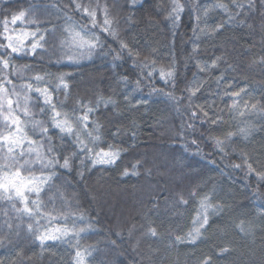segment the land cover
I'll return each mask as SVG.
<instances>
[{
    "label": "trees",
    "instance_id": "1",
    "mask_svg": "<svg viewBox=\"0 0 264 264\" xmlns=\"http://www.w3.org/2000/svg\"><path fill=\"white\" fill-rule=\"evenodd\" d=\"M169 2L0 0V22L21 10L27 14L24 23H9L10 30L15 28L18 34L34 31L35 23L42 29L55 28L53 34L46 35L47 51L13 55L6 72H0V79L7 75L19 86L33 82L28 78L37 74H52L48 80L54 86L56 75L70 73L66 77L69 89L53 93L58 110L72 113L75 109L79 116L82 106H92L89 130L100 125L97 150L107 149L109 144L122 150L113 165L93 167L87 160L81 165L77 158L70 169H57L51 187L39 197L45 203L43 210L53 215H83L84 221L77 220V227L91 224V229L78 238L41 245L35 239L39 233L28 231L27 225L33 221L18 217L9 202L0 200V264H74L77 242L82 252L87 250L86 264H201L204 257H210L211 264H264V232L259 230L264 228V181L243 166L247 157L257 170L264 168V113L250 108L253 103L264 105V64L259 62L264 57V8H260V0H255L254 9L245 8L243 15L229 22L224 10L211 6L217 2L231 5V0H186L179 23L173 25L165 18L167 13L158 10L160 4L167 6ZM240 2L247 5L248 0ZM77 3L85 7L99 3L101 8L107 4L110 19L118 21L115 29L119 39L101 32L98 26L95 32L105 45L103 51L98 49L78 63L66 59L57 62L54 45L63 38L65 16H70L73 23L91 27V21L75 9ZM197 5L201 20L198 28L203 31L194 33ZM205 8L209 9L207 16L203 14ZM229 11L235 14L236 9L230 6ZM97 21L102 25L101 11L97 12ZM221 23L223 28L216 31ZM121 40L132 49L131 56L127 50L121 52ZM0 53L7 58L3 48ZM217 57L222 60L217 67H210ZM145 58L154 60L157 68L174 65V79L166 83L158 72L151 81L142 79L139 64ZM198 63L209 68L200 71ZM25 65L29 66L26 70ZM14 68L22 69L21 74H15ZM221 76L224 80L218 83ZM194 78L202 87L191 104L204 108L210 118L219 115L222 122L218 125H212L203 115L192 119L185 111L189 107L187 98L176 104L166 95L186 97L184 90L192 86ZM138 80L142 81L139 86ZM229 84L231 88L225 94ZM5 86L11 91V85ZM153 88L161 91L153 92ZM241 88L245 91L238 103L240 111L245 112L243 117L229 108L233 103L231 92ZM32 98L33 118L47 124L50 113L41 114L42 98L35 93ZM109 99L114 103H106ZM244 102L249 104L247 110ZM21 118L25 119L23 115ZM245 124L254 126L247 137L239 133ZM228 132L234 135L222 154L215 139L223 140ZM51 134L64 155L75 151L71 137L62 140L54 129ZM137 162L139 166L133 170ZM236 164L242 167L236 169ZM125 169L128 175L123 174ZM204 196L220 207L210 211L209 225L201 238L191 243L187 233ZM49 197H53L52 202ZM17 207H21L19 202ZM72 221L69 215V225ZM241 221L254 223L255 234H241L237 228ZM149 226L157 229V237L145 235ZM176 236L182 241L175 242ZM224 247L230 251L220 254Z\"/></svg>",
    "mask_w": 264,
    "mask_h": 264
},
{
    "label": "snow or ice",
    "instance_id": "2",
    "mask_svg": "<svg viewBox=\"0 0 264 264\" xmlns=\"http://www.w3.org/2000/svg\"><path fill=\"white\" fill-rule=\"evenodd\" d=\"M185 3L181 0H170L167 6L160 4L158 10L160 12H166V19L170 20L173 25H177L181 19V14L185 10ZM236 9L235 14L229 11V7ZM260 8H264V0L259 2ZM211 7L219 10H224L228 16L229 22L233 19L243 15V11L247 8L249 11L256 7L255 0H248L247 5L240 2V0H231V5L223 2H217ZM75 9L82 12L86 18L91 21V27L76 24L72 22L70 16H65L67 21L63 28V38L59 43L54 45V48L58 49L53 52V55L58 56V61L66 59L72 63H78L80 60L90 58L94 52L98 49L103 51L105 45L100 36L96 34L95 29L99 26L100 31L106 33L108 36L119 39L118 32L115 29V25L118 23L114 18L110 19L109 6L105 4L103 8L97 3L95 6L89 5L88 7L82 4H75ZM197 16L196 27H194V33L198 30L200 20V8L196 6ZM101 11L103 15L102 25H98L97 12ZM208 8L203 9V14L208 15ZM27 18L25 11L21 10L18 13H13L9 20L7 16L0 22L2 31H0V39L4 43L0 44V48H3L7 53V58L3 53H0V72H6L10 66L11 57L13 55L19 56L21 54L35 55L38 50L47 51L45 45L48 43L46 39L47 34H53L55 28L42 29L39 23H35L34 31L22 30L19 34H15V28L9 29L8 25L11 23L15 26L18 22L24 23ZM223 23L216 26V31L223 28ZM121 52L127 50L129 55H132V49L129 48L127 42L119 41ZM195 50V49H194ZM109 51H112L109 49ZM119 55V54H118ZM139 56V53H136ZM118 58V57H117ZM221 57H217L211 61L210 67H217L218 61H221ZM264 64V57L259 61ZM29 66H23L26 70ZM141 68L142 79L146 78L151 81L154 74L158 72L161 80L168 83L173 80L175 73L172 70L174 65L165 67H156V62L148 61L144 59L139 64ZM200 71H204L209 68L208 64H204L202 67L197 64ZM15 74H21L22 69L14 68ZM52 74L40 75L28 79L33 82L21 83L19 86L13 83L7 75L0 79V200L7 201L11 204L12 210L20 216H27L33 221L27 225L30 233H39L35 235V239L38 240L41 245L46 241H60L64 239L78 238L82 233L91 229V224H87L83 227H77V220L79 222L84 221L83 215L76 217L74 213L53 215L52 212H46L45 203L39 197L45 191L51 187V182L57 177V169H70L73 162L79 158L81 165L87 160L91 166H106L113 165L121 156V149L115 147V145L109 144L107 149L98 147L101 141L100 137V125L96 124L91 130H89V124L93 123L90 120V115L94 112L92 106H82L79 110L82 113L79 116L75 115V109L72 113L62 112L58 110L57 103L54 102L53 93L59 91H67L69 84L66 81V77L70 73H60L54 77L57 83L51 85L48 77ZM21 78L23 79L22 75ZM224 77L219 78V82H222ZM141 80L137 81V86L141 83ZM11 85V91L5 85ZM36 85V86H34ZM43 85V87L39 86ZM202 85L198 82L192 84L191 87H186V97L181 96L179 98L172 95V93H166L168 98L176 104L183 102L185 98L189 101V107L185 111H189L191 118L195 119L198 115L208 117V112L204 111V108L191 104L192 99L196 96V93L201 90ZM231 88V84L225 89L227 94L228 89ZM153 92H159V89H152ZM244 89L239 91H233L230 94V99L233 103L229 106L230 111L238 112L241 117L245 115L244 111H240L238 101L241 100V94L244 93ZM37 94L38 98H42L43 107H41V114L50 113L47 124L42 120L33 118V113L30 110L29 105L33 103L32 94ZM127 100V97H125ZM108 104L114 103L110 99L106 102ZM139 103V102H138ZM146 103V101H145ZM204 107H207L206 105ZM244 107L247 110L249 108L248 102H244ZM63 108V105H60ZM197 108L198 110H192ZM253 112L259 111L264 113V105L251 104L250 106ZM21 113L25 119L21 118ZM203 122V121H202ZM208 122L212 125H218L222 122L218 115L215 119L208 117ZM192 125H188L191 127ZM253 125L245 124L239 128V133L245 137L249 136L253 131ZM56 130L60 139L71 137L74 141L72 147L75 149L68 155H64L62 150L55 144L52 130ZM32 135H29V133ZM183 130L180 132L181 138H183ZM234 133L228 132L225 138L215 139V145L217 149L222 153H226V149L230 146L228 141L231 140ZM38 137V138H34ZM191 143L196 145L195 140ZM91 145V146H90ZM62 160V163H61ZM139 166V162L132 165L133 170ZM244 167L247 168L248 173H254L258 180L264 181V168L257 170L253 166V163L249 162L247 157L244 158ZM233 167L239 169L241 164H236ZM37 169L39 170L37 174ZM124 175H128L127 169L124 170ZM134 175H139L138 172L133 171ZM34 195L36 199H30ZM195 196L196 193H191ZM209 196H204L200 201V211L192 221V228L187 233V239L191 243H195L201 238L202 233L209 225V213L215 212L219 209V205H213L210 202ZM53 197H49V202H52ZM17 202L21 207H17ZM181 203L187 204L186 200L181 199ZM55 211V209H53ZM7 215V212H5ZM69 215L73 217L71 225H69ZM264 216V213H261ZM61 221L62 223H57ZM56 224V226H52ZM9 229L12 225H8ZM135 226H133L134 228ZM237 228L239 232L245 236L254 235L257 231V227L254 223L249 221L245 224L241 221ZM264 232V228L259 229ZM146 236L157 237V229L155 227H148ZM175 242H181L182 237L176 236ZM264 240V238H262ZM2 242V241H0ZM230 251L229 248H221L220 254H225ZM87 250L82 252L79 248V243L75 245L74 264H86ZM201 264H211L210 257H204Z\"/></svg>",
    "mask_w": 264,
    "mask_h": 264
},
{
    "label": "rangeland",
    "instance_id": "3",
    "mask_svg": "<svg viewBox=\"0 0 264 264\" xmlns=\"http://www.w3.org/2000/svg\"><path fill=\"white\" fill-rule=\"evenodd\" d=\"M15 34H18L16 30H15ZM29 107H30V110L32 111L31 104L29 105ZM17 114H20V115H22V114H21V113H19V112H18ZM0 130H3V129H2V128H0Z\"/></svg>",
    "mask_w": 264,
    "mask_h": 264
}]
</instances>
